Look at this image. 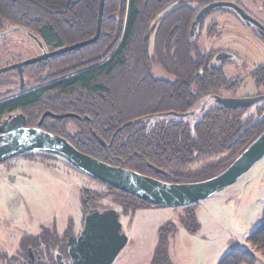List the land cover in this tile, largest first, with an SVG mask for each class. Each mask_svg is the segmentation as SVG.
I'll list each match as a JSON object with an SVG mask.
<instances>
[{
	"label": "trees",
	"instance_id": "1",
	"mask_svg": "<svg viewBox=\"0 0 264 264\" xmlns=\"http://www.w3.org/2000/svg\"><path fill=\"white\" fill-rule=\"evenodd\" d=\"M215 1L104 0L95 43L23 67L22 87L16 71H10L17 81L13 90H0V121L22 114L25 126L34 127L46 112L72 114L63 119L46 117L40 128L106 164L163 182H200L218 175L264 131V64L249 74L257 93L238 97L239 81L227 80L216 56L197 49L190 39L198 23L195 16ZM98 3L0 0V33L7 27L24 30L51 52L93 37ZM155 68L165 75H155ZM229 92L232 96L226 95ZM232 98L253 101L235 107L220 101ZM219 155L225 156L187 170L199 159ZM112 192L124 213L159 208ZM194 206L185 207L183 219L195 222ZM182 225L194 232L188 223ZM43 230L26 246L42 241L46 249L52 243L56 246L54 233ZM163 242L158 234L153 263L166 260ZM247 243L249 249L234 246L218 264L260 262L256 255L264 257V207ZM65 261L70 264L66 248Z\"/></svg>",
	"mask_w": 264,
	"mask_h": 264
},
{
	"label": "rangeland",
	"instance_id": "2",
	"mask_svg": "<svg viewBox=\"0 0 264 264\" xmlns=\"http://www.w3.org/2000/svg\"><path fill=\"white\" fill-rule=\"evenodd\" d=\"M237 1L263 28L264 0ZM190 5L196 6L195 2ZM200 20L192 28L190 37L197 49L212 53L211 56L223 54L224 58L216 62L224 65L227 80L239 81L236 96L255 95L257 90L249 74L255 66L264 64L263 31L248 27L233 12L223 9L212 10ZM42 51L48 52L24 30L7 27L0 33V68L40 55ZM230 55L233 57L227 59ZM155 69V75H165ZM0 81L1 91L13 90L17 78L8 71L0 75ZM226 95L232 96V93ZM224 156L199 159L187 170L200 169ZM109 188L52 155L30 153L0 163V264H58L59 261L67 264L65 243L69 237H77L87 209L94 207L115 210L121 232L127 236L125 246L112 264H156L152 261L158 234L165 244L166 260L161 264H218L233 246H244L247 236L261 219L264 156L233 185L198 205H190H195V222L183 219L185 207L148 208L124 213L114 200L113 188ZM183 222L188 223L194 232L186 231ZM160 228L162 231L158 233ZM43 229L54 233L56 246L52 243L46 249L42 240L35 247L26 246ZM59 245L61 248L57 247ZM245 248L249 249L248 243ZM256 256L260 261L256 264H264V257ZM57 257H60L59 261Z\"/></svg>",
	"mask_w": 264,
	"mask_h": 264
},
{
	"label": "water",
	"instance_id": "3",
	"mask_svg": "<svg viewBox=\"0 0 264 264\" xmlns=\"http://www.w3.org/2000/svg\"><path fill=\"white\" fill-rule=\"evenodd\" d=\"M103 3L104 0H99L93 37L52 52L42 51L40 55L0 68V74L15 70L20 87H22L24 80L23 67L95 43L101 31ZM216 9L232 10L242 21L256 25V20L239 5L231 1H215L207 4L197 12L195 20H200L207 13ZM219 56L215 57L216 61L224 58L222 57L223 54H219ZM220 101L235 107L248 105L253 100L221 99ZM72 116L74 115H57L46 112L34 127L25 126L26 118L22 114L3 119L0 121V163L30 153L52 155L61 158L85 176L141 201L159 208H182L197 204L233 185L241 175L246 173L264 156L263 131L230 166L218 175L200 182H162L136 171L106 164L78 151L63 137L40 128L45 117L63 119ZM126 242L127 236L121 232V223L115 210L91 211L85 214L82 229L77 237L75 239L69 237L67 240L68 259L70 264H112ZM59 258L57 257V261L60 260ZM58 264H60V261Z\"/></svg>",
	"mask_w": 264,
	"mask_h": 264
},
{
	"label": "flooded vegetation",
	"instance_id": "4",
	"mask_svg": "<svg viewBox=\"0 0 264 264\" xmlns=\"http://www.w3.org/2000/svg\"><path fill=\"white\" fill-rule=\"evenodd\" d=\"M253 18V17H252ZM254 20H256V18H253ZM248 23H246V25H247ZM249 25V26H248ZM247 26L248 27H255L256 29H258L261 33H262V31H263V33H264V27L262 28L258 23H257V20H256V25L255 24H253V23H251V24H248ZM261 28V29H260ZM254 29V28H253ZM255 29V30H256ZM258 30L256 31L257 32V34H258ZM232 58L233 56H229L227 59H229V58ZM232 99H234V98H232ZM122 167V166H121ZM123 168V167H122ZM126 169V168H125ZM139 173V172H138ZM140 174H142V175H145V176H148V177H151V178H154V179H156V180H159V179H157L156 177H154V176H152V175H150V174H145V173H140ZM159 181H161V180H159ZM163 182V181H162ZM99 183V182H98ZM86 207H87V205H86ZM105 210V209H104ZM91 211H97V212H101V211H103V210H101V209H98L97 207H94L93 209H90V210H88L87 209V212H86V214L87 213H89V212H91ZM119 216V215H118ZM68 240V239H67ZM66 243H67V241H66ZM66 243H65V248H66ZM61 246L62 245H60V248H61ZM66 251H67V248H66ZM62 255V254H61Z\"/></svg>",
	"mask_w": 264,
	"mask_h": 264
},
{
	"label": "crops",
	"instance_id": "5",
	"mask_svg": "<svg viewBox=\"0 0 264 264\" xmlns=\"http://www.w3.org/2000/svg\"><path fill=\"white\" fill-rule=\"evenodd\" d=\"M198 204H199V203H198ZM207 211H209V210H207ZM259 222H260V221H259ZM259 222H258V223H259ZM258 223H257V224H258ZM247 237H248V236H247ZM246 242H247V238H246L245 244H244V246H243L242 248H245V245L247 244ZM233 247H234V246H233ZM222 258H223V257H222ZM222 258H221V259H222ZM218 263H219V262H218Z\"/></svg>",
	"mask_w": 264,
	"mask_h": 264
}]
</instances>
